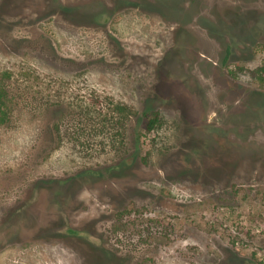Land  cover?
<instances>
[{"label":"rangeland","instance_id":"1","mask_svg":"<svg viewBox=\"0 0 264 264\" xmlns=\"http://www.w3.org/2000/svg\"><path fill=\"white\" fill-rule=\"evenodd\" d=\"M82 1L0 0V264H264V159L191 158L237 122L191 84V31L125 7L124 52ZM263 24L236 72L264 91Z\"/></svg>","mask_w":264,"mask_h":264},{"label":"flooded vegetation","instance_id":"2","mask_svg":"<svg viewBox=\"0 0 264 264\" xmlns=\"http://www.w3.org/2000/svg\"><path fill=\"white\" fill-rule=\"evenodd\" d=\"M81 3L86 4L78 5L77 10L81 12L74 14L79 23L92 26L124 52L126 39L113 27L115 16L121 9L129 7L161 19H171L173 16L170 14H176L173 21L177 24V32L191 31V62L187 64L191 69V84H200L202 91L215 101L212 105L213 120H232L235 117L237 121L212 124L213 128L207 134L210 144L206 148H193L191 158L207 162V157L229 153V156L237 158L235 163L240 165L244 158L242 155L248 152L254 158L264 159V91L257 88L259 85L240 79L236 72L241 68L237 61L252 51V41L243 43L244 36L248 35L244 32L264 23V0H110V3L107 0H85ZM65 10L68 13L76 11L68 5H65ZM101 13H107L108 18L102 19ZM262 27L264 37V24ZM233 129L245 134V139L238 137L239 142L231 141ZM210 132L219 134L220 139L229 144L217 148L213 145L216 140L209 136ZM197 170L202 171V168L197 167ZM197 175L200 172L197 171Z\"/></svg>","mask_w":264,"mask_h":264},{"label":"trees","instance_id":"3","mask_svg":"<svg viewBox=\"0 0 264 264\" xmlns=\"http://www.w3.org/2000/svg\"><path fill=\"white\" fill-rule=\"evenodd\" d=\"M4 89L0 88V112H1V122H4L6 121L7 119V113H6V110L4 108V104H5V101H4ZM155 116L152 117L149 121V124H148V129H152L156 123L158 122V120L160 119L159 117V113L156 111L154 112Z\"/></svg>","mask_w":264,"mask_h":264}]
</instances>
